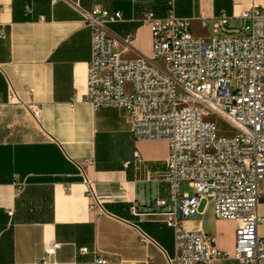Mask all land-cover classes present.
<instances>
[{
	"label": "crops",
	"instance_id": "0c3cea01",
	"mask_svg": "<svg viewBox=\"0 0 264 264\" xmlns=\"http://www.w3.org/2000/svg\"><path fill=\"white\" fill-rule=\"evenodd\" d=\"M252 4L264 9V0H0V264H94L95 251L105 264H169L171 205H153L169 197L167 142L135 139L124 110L93 109L83 99L90 44L82 11H119L109 33L121 56L137 58L152 50L141 20L148 11L162 17L172 10L190 19L193 35L209 37L216 16L239 21ZM84 179L102 211L90 208ZM257 213L264 241V196ZM181 226L233 253L237 222L217 219L210 204ZM51 241L60 246L44 262Z\"/></svg>",
	"mask_w": 264,
	"mask_h": 264
},
{
	"label": "built area",
	"instance_id": "2783aa9c",
	"mask_svg": "<svg viewBox=\"0 0 264 264\" xmlns=\"http://www.w3.org/2000/svg\"><path fill=\"white\" fill-rule=\"evenodd\" d=\"M82 15L90 44L83 99L93 109L124 110L135 139L167 142L169 197L153 205H171L165 212L174 230L169 264H213L230 257L239 264H264V241L257 236L262 222L257 205L264 196V9L252 4L236 26L216 16L210 37L193 35L190 19L172 10L162 17L148 11L141 20L150 30L151 54L130 59L122 58L108 30L122 20L119 11L96 7ZM131 42L123 38V49ZM39 112L33 109L37 121ZM181 182L190 193L181 191ZM84 183L93 199L90 208L102 211L92 182ZM202 202L217 219L237 222L232 254L219 250L213 237L181 226ZM59 246L51 241L43 261ZM94 264H105L96 251Z\"/></svg>",
	"mask_w": 264,
	"mask_h": 264
},
{
	"label": "rangeland",
	"instance_id": "374dc122",
	"mask_svg": "<svg viewBox=\"0 0 264 264\" xmlns=\"http://www.w3.org/2000/svg\"><path fill=\"white\" fill-rule=\"evenodd\" d=\"M229 23H231L233 26H236L238 24V21H232V22H229ZM212 35H213V33H210L209 34V37L212 36ZM122 58H127V57L122 56ZM128 59H130V58H128ZM181 190L182 191H187L189 193L191 192V190L188 187H186L185 185H182L181 186Z\"/></svg>",
	"mask_w": 264,
	"mask_h": 264
}]
</instances>
